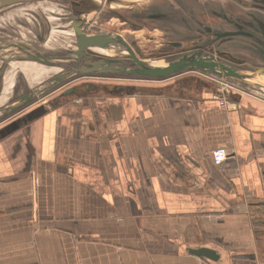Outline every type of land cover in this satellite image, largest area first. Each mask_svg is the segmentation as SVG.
Wrapping results in <instances>:
<instances>
[{"label":"crops","instance_id":"obj_1","mask_svg":"<svg viewBox=\"0 0 264 264\" xmlns=\"http://www.w3.org/2000/svg\"><path fill=\"white\" fill-rule=\"evenodd\" d=\"M207 79H51L24 101L2 73L0 264H264V99L224 108Z\"/></svg>","mask_w":264,"mask_h":264},{"label":"flooded vegetation","instance_id":"obj_2","mask_svg":"<svg viewBox=\"0 0 264 264\" xmlns=\"http://www.w3.org/2000/svg\"><path fill=\"white\" fill-rule=\"evenodd\" d=\"M32 2L47 3L44 6L51 14L48 13L42 18L37 10L25 14L22 12L21 15L17 11L7 10L11 6L0 8V77L3 73V83L8 82L9 79L27 77L28 84L20 85L16 91L18 99L25 98L24 101L36 97L41 99L39 97L43 94V97L47 96L52 87L44 85L47 80L52 79L51 81L55 82L59 79L71 78L68 80L70 84L80 85L103 78L81 75L79 64L98 59L96 58L98 56L103 58L105 56L96 55L99 52L94 49V52L86 49L84 55L73 52L77 49L74 45L78 35L77 27L87 35L100 33L121 38L131 49L135 50V47H138L144 57L162 58L183 50L201 47L209 51H219L223 56L240 59L243 63L264 66V0H38ZM22 4L24 3L16 5ZM93 27L98 29H92ZM106 27L111 30L104 29ZM144 31L149 32L150 35L142 39L139 33ZM65 33L69 35L65 36ZM154 33L157 35L152 38L151 35ZM72 36L74 39L71 38ZM155 38H158V43ZM120 46L124 47L115 44L111 49L119 50L117 48ZM19 48L22 49L20 53ZM24 48L32 50L30 54H35L34 51L42 53L44 59L41 60L44 62H36L45 66L40 75L37 67L28 65L32 61L5 60L18 53L20 56L29 55ZM144 51L148 53H143ZM50 62L62 64L59 70L64 73L57 74L52 70L56 64ZM12 63L13 66L10 67ZM36 63L32 62L33 65ZM38 78L42 80L38 81ZM3 83L0 91L8 85L7 83L5 86ZM20 88H23L21 93ZM82 88L79 87L81 90ZM18 102L20 100H17Z\"/></svg>","mask_w":264,"mask_h":264},{"label":"water","instance_id":"obj_3","mask_svg":"<svg viewBox=\"0 0 264 264\" xmlns=\"http://www.w3.org/2000/svg\"><path fill=\"white\" fill-rule=\"evenodd\" d=\"M32 1L38 0H0V8ZM76 32L78 35L74 45L77 49H74L73 52L77 55H84L86 49H89L90 52H92V47L111 49L112 45L115 44L124 46L119 50L111 49L109 52L112 55L97 53L96 55H103L105 57L103 58L98 56L96 57L98 59L93 58V61H87L84 64H79L78 68L81 70V75L103 78L157 81L169 79L187 72H198L206 76L217 77L218 79L240 84L243 88L246 87V89L255 87L249 83V80L256 79L259 81V77H264V66H253L248 63H243L240 59L225 57L220 54L219 51H209L199 47L191 50H183L162 58L144 57L143 55H137V53L141 54L138 47H135V50H133L128 43L116 36L100 33L87 35L82 32L81 28L78 27L76 28ZM18 51L20 53L22 49L19 48ZM24 51H27L29 55L25 54L20 56L18 53V55H12L5 60L11 61L17 59H31L42 63L44 62L41 60L43 56L42 53L34 51L35 54H30L32 50L26 48H24ZM88 58H92V56H88ZM50 63L56 64L53 62ZM59 65L60 67L62 66V64L59 63L55 66ZM63 73L64 72L62 71L57 74L60 75ZM69 79L57 80L56 87L65 84ZM259 82L261 85H264V80H260ZM34 101L35 100H31L30 103ZM191 252L198 255H205L211 259H218V254L213 248L200 247L191 249Z\"/></svg>","mask_w":264,"mask_h":264},{"label":"rangeland","instance_id":"obj_4","mask_svg":"<svg viewBox=\"0 0 264 264\" xmlns=\"http://www.w3.org/2000/svg\"><path fill=\"white\" fill-rule=\"evenodd\" d=\"M139 1H144V0H139ZM46 4L47 3L26 2V3L22 4V5H16V6L13 5V6L7 8V10H9V11H17L20 14L22 12H24L23 14H25V12H31L32 10H37V11L40 12L41 17L44 18V15H46L48 13L51 14V12L49 11V9L44 6ZM14 8H17V9H14ZM23 14H21V15H23ZM92 29H98V28L97 27H93ZM104 29L111 30L110 28H107V27L104 28ZM68 35H69L68 33L67 34L65 33V36H68ZM148 35H150V33L147 32V31H144L142 33H139V36L142 37V39L147 38ZM156 35H157V33H154L151 36H152V38H154V37H156ZM73 36H74V34H73ZM73 36L71 38H73ZM151 36L149 38H151ZM155 39H156V42L158 43L159 42L158 38H155ZM92 48L95 51H97V52H99V53H101L103 55H112L109 52V51H111V49L101 48V47H92ZM121 48L122 47L120 46L117 49H121ZM143 53H148V52L147 51H144ZM137 55L142 56V54H138V53H137ZM185 74H187V75L188 74H196V75H199V76H201L203 78H208L207 80H209L211 83L214 84V89H213L214 90V93H213V96H214V94L218 93L219 90H222L223 89V90H226L230 95H233V96L236 95V93H247V94L256 95V96L261 97V98L264 99V85H261V83L259 82L260 80H264V77L263 76L259 77V79H260L259 81L256 80V79L249 80V83H251L255 87L247 88L246 89V87L243 88V86L240 85V84H235V83H232V82H229V81H225V80H222V79H218L217 77L206 76V75H203V74H200V73H196V72H187ZM96 80H104V81L105 80H108L106 82H111V80H116V79L104 78V79H96ZM120 81H123V82H131V81H134V80L123 79V80H120ZM43 95H40V97H42ZM35 100H37V98ZM13 116L14 115H11L9 117H13ZM1 121H3V120H0V122Z\"/></svg>","mask_w":264,"mask_h":264},{"label":"built area","instance_id":"obj_5","mask_svg":"<svg viewBox=\"0 0 264 264\" xmlns=\"http://www.w3.org/2000/svg\"><path fill=\"white\" fill-rule=\"evenodd\" d=\"M229 93L226 90H219L218 93L214 94V98L219 100V103L222 107L224 108H230L234 102L231 101V99L229 98ZM220 150H216L214 151V156H215V160L216 161H221L222 159L225 158V155H227L226 153L223 152V155L221 154V157H219L220 155Z\"/></svg>","mask_w":264,"mask_h":264},{"label":"bare ground","instance_id":"obj_6","mask_svg":"<svg viewBox=\"0 0 264 264\" xmlns=\"http://www.w3.org/2000/svg\"><path fill=\"white\" fill-rule=\"evenodd\" d=\"M160 62H162V61H160Z\"/></svg>","mask_w":264,"mask_h":264}]
</instances>
